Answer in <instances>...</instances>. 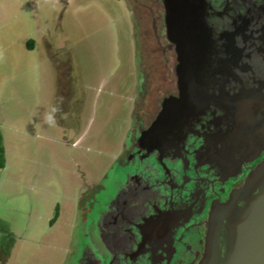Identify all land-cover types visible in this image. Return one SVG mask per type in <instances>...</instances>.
Listing matches in <instances>:
<instances>
[{
	"label": "flooded vegetation",
	"instance_id": "flooded-vegetation-1",
	"mask_svg": "<svg viewBox=\"0 0 264 264\" xmlns=\"http://www.w3.org/2000/svg\"><path fill=\"white\" fill-rule=\"evenodd\" d=\"M174 3L129 2L133 29L148 11L150 29L134 32L143 82L112 191L80 190L82 264H200L211 210L264 161V0ZM235 219L221 225L218 264Z\"/></svg>",
	"mask_w": 264,
	"mask_h": 264
},
{
	"label": "rangeland",
	"instance_id": "rangeland-1",
	"mask_svg": "<svg viewBox=\"0 0 264 264\" xmlns=\"http://www.w3.org/2000/svg\"><path fill=\"white\" fill-rule=\"evenodd\" d=\"M129 2L0 0V264H82L80 190L112 191L143 82Z\"/></svg>",
	"mask_w": 264,
	"mask_h": 264
},
{
	"label": "water",
	"instance_id": "water-1",
	"mask_svg": "<svg viewBox=\"0 0 264 264\" xmlns=\"http://www.w3.org/2000/svg\"><path fill=\"white\" fill-rule=\"evenodd\" d=\"M175 1L171 0L173 5ZM171 9H174L173 6ZM257 189L259 194L240 205ZM232 234L227 264H264V161L247 175L242 185L232 189L225 203L216 204L209 215L205 255L200 264H218L220 260L219 235L224 219Z\"/></svg>",
	"mask_w": 264,
	"mask_h": 264
},
{
	"label": "trees",
	"instance_id": "trees-1",
	"mask_svg": "<svg viewBox=\"0 0 264 264\" xmlns=\"http://www.w3.org/2000/svg\"><path fill=\"white\" fill-rule=\"evenodd\" d=\"M2 141H3L2 133L0 130V168H3L5 165L4 147ZM57 216H58V206L56 207L55 214L52 220L54 221L57 218Z\"/></svg>",
	"mask_w": 264,
	"mask_h": 264
},
{
	"label": "clouds",
	"instance_id": "clouds-1",
	"mask_svg": "<svg viewBox=\"0 0 264 264\" xmlns=\"http://www.w3.org/2000/svg\"><path fill=\"white\" fill-rule=\"evenodd\" d=\"M57 109L53 107L51 111L46 115L45 120L49 125H54L55 124V119L53 116V113H55Z\"/></svg>",
	"mask_w": 264,
	"mask_h": 264
}]
</instances>
